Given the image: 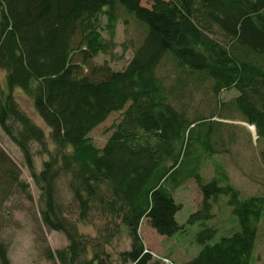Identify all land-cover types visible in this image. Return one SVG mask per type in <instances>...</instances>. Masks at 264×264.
I'll use <instances>...</instances> for the list:
<instances>
[{
	"label": "trees",
	"instance_id": "1",
	"mask_svg": "<svg viewBox=\"0 0 264 264\" xmlns=\"http://www.w3.org/2000/svg\"><path fill=\"white\" fill-rule=\"evenodd\" d=\"M146 2L0 0V70L6 72L0 125L21 148L40 187L43 223L69 240L64 248H47L46 256L54 264H110L107 247L125 229L130 247L119 253L121 264H158L141 235L146 219L161 235L202 225L200 251L180 264H249L264 196L241 198L220 164L207 181L200 166L203 155L217 152L216 116L235 120L237 114L264 139V0ZM125 16L139 28L132 57L120 70L95 63L100 53L116 48L117 24H126ZM167 59L173 72L164 70ZM206 83L219 101V115L189 116L187 102ZM16 88L32 99L54 152L46 148L44 129L20 109ZM231 89L236 96L221 101V93ZM114 112L120 118L98 147L89 134ZM33 142L50 155L40 172L34 170ZM0 163L15 176L3 150ZM62 172L69 176L74 218L56 201ZM191 178L200 187L201 207L179 223L174 192ZM221 195L228 196L239 230L213 242L217 228L206 222ZM95 215L104 219L102 227L93 225ZM80 223L97 234L89 236ZM0 264H11L2 241Z\"/></svg>",
	"mask_w": 264,
	"mask_h": 264
},
{
	"label": "rangeland",
	"instance_id": "2",
	"mask_svg": "<svg viewBox=\"0 0 264 264\" xmlns=\"http://www.w3.org/2000/svg\"><path fill=\"white\" fill-rule=\"evenodd\" d=\"M142 3L147 4L146 0H142ZM125 18L128 20L126 24L122 22V19L117 24L116 48L111 54L100 53L94 58L95 63L101 64L106 61L113 69L120 70L130 60L133 54L131 42H136L139 28L132 18L126 16ZM124 42L128 44L125 49L122 46ZM164 70L173 72L169 59L164 61ZM5 76L6 72L0 70V96L1 91L6 90ZM166 81L169 80L166 79ZM208 88L209 84L206 83L193 92L187 102L189 116L194 115L196 111L205 115L212 111L217 114L219 101L209 93ZM236 94L234 89L224 90L220 95V100L229 101ZM14 98L20 109L44 129L47 135L46 148L54 152L56 148L49 140L50 130L37 113L32 99L21 88L15 89ZM120 114V112L112 113L90 132L89 135L98 147H102L107 141L112 131L111 126L119 120ZM234 117L235 120L215 117L220 121L216 126L218 136L213 137L217 152L210 157L202 156L201 174L205 181L212 179L216 175V164H220L228 173L230 182L239 190L241 198L254 195L264 196V139H258L256 128L252 130L247 123L240 120L239 115L236 114ZM10 123L15 126L12 121ZM44 148L37 142L31 144L36 172H40L44 161L50 158ZM0 150H3L13 162L15 171V176H10L6 171L7 166L0 163V191L2 192L0 194V241L7 247L11 264H54L46 256L47 248L52 251L64 248L69 244V240L63 232L51 230L43 223L40 213L43 204L40 200V187L32 178L31 169L26 163L21 148L1 125ZM193 157L194 153L190 156V161ZM22 183L28 185L26 190L23 189ZM55 194L56 201L62 206L64 214L70 218L77 216V213H71L73 194L69 186V176L64 172L60 173L56 180ZM174 198L181 205L175 215L176 220L179 223H185L189 215L201 207L202 193L197 181L194 178L185 181L174 192ZM212 212L213 217L206 223L217 228L213 242L239 230L237 218L228 204L227 195H221L213 203ZM92 220L95 227L103 226L102 217L95 215ZM80 229L89 236L97 234L96 228L89 225L84 226L80 223ZM201 229L202 225L195 223L188 225L185 232L161 235L144 219L140 231L145 246L153 254L154 261L159 260L158 264H180L190 260L200 251L202 245L197 234ZM129 247L130 240L124 229L121 235L115 237L107 247L110 264H121L119 253ZM91 255L90 248L88 256ZM106 262L107 258L104 259V263ZM249 264H264V206Z\"/></svg>",
	"mask_w": 264,
	"mask_h": 264
},
{
	"label": "bare ground",
	"instance_id": "3",
	"mask_svg": "<svg viewBox=\"0 0 264 264\" xmlns=\"http://www.w3.org/2000/svg\"><path fill=\"white\" fill-rule=\"evenodd\" d=\"M252 130H254V126H250V125H248Z\"/></svg>",
	"mask_w": 264,
	"mask_h": 264
}]
</instances>
